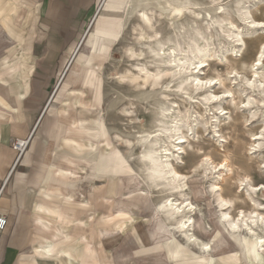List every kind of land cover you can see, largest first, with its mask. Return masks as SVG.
Returning a JSON list of instances; mask_svg holds the SVG:
<instances>
[{
	"label": "crops",
	"instance_id": "1",
	"mask_svg": "<svg viewBox=\"0 0 264 264\" xmlns=\"http://www.w3.org/2000/svg\"><path fill=\"white\" fill-rule=\"evenodd\" d=\"M124 1L0 0V264H127L131 192H113L129 172L113 168L101 79ZM10 138L27 140L18 157Z\"/></svg>",
	"mask_w": 264,
	"mask_h": 264
},
{
	"label": "bare ground",
	"instance_id": "2",
	"mask_svg": "<svg viewBox=\"0 0 264 264\" xmlns=\"http://www.w3.org/2000/svg\"><path fill=\"white\" fill-rule=\"evenodd\" d=\"M249 1L226 2L229 7L223 9L224 0L211 5L206 2L200 4L199 0L198 3L196 0H127L123 5V17L119 20L115 40L119 42L135 20H139L150 32L140 27L141 33L136 39L139 48L128 46L125 51L128 59L132 62L135 60L136 63L124 68L117 76L116 82L124 84L125 81H138L140 87L128 86L124 88L125 90H119L116 87H108L105 81L102 89V111L105 119L111 114L122 112L126 118L135 120L133 108L136 104L148 109L152 124L141 131L125 129L106 122L108 128L106 129L114 137L115 142L124 145V155L117 149L114 150L119 161L113 168H118L119 172H128V169L132 172L130 162L133 161L136 177L151 191L156 200L155 208L162 215L167 227L181 234L188 244H195L206 252L211 248L209 244L192 232L196 206L187 192L189 188L186 182L187 173L176 169L175 166L182 165L184 159L182 155L188 154L187 147L198 148L192 142L196 139L198 130L204 133L210 128L209 133L216 140L218 150L224 153L223 158L215 163L208 155L203 154L199 161H194L190 165L188 173L194 172L199 164L202 166V172L208 171L213 180L209 189L215 197L214 201L219 208L221 219L232 233L239 236L246 258L251 252H248L247 246L250 242L252 244L250 262L264 264V201L259 198L260 193L264 196V182L253 183L246 174L233 177L232 165L224 144L226 138L220 133L224 125H231L228 115L230 108L222 105V102L229 98L233 99L234 95L238 94L234 111L242 112L240 130L248 134L246 154L250 156L249 158L256 159L255 164L264 176V157L259 158L264 153V19L250 15L249 6H245ZM251 1H256L254 2L256 9L264 11V0ZM210 12L216 13L217 16L212 17ZM189 13L193 16L188 15ZM156 15L167 17L174 42L169 44L167 42H171L172 39H168L167 42L160 40L159 31L154 27ZM197 17L206 22L204 26L206 30L196 24ZM232 18L242 24H236ZM215 25L216 34H222L224 37L217 39L220 41L217 48L208 41L216 35L210 30L211 26ZM178 30L190 32L191 36L185 42V49L179 47L181 45ZM204 31L209 33L206 34ZM254 38L258 40L255 55L246 64L242 61L245 39ZM201 39L204 40L202 41L204 44L200 43ZM219 51L221 55L218 54ZM161 56H164L163 63L167 65L166 71L160 68L152 69L154 68H151L152 65L148 67L149 58L156 59ZM215 58L218 59L219 65L223 63L224 58L234 63H226L228 68L225 73L229 83L235 86L242 72L241 67L247 66L248 72L244 80H240L242 84L238 87L241 85L242 89L233 92L230 86L223 91H214L220 82L219 75L199 76L197 69L200 71L203 70V65L207 68L210 63H216ZM164 73L168 76L162 81ZM172 79H176L173 85L170 84ZM187 87L191 88L190 92L186 91ZM200 90L202 92L198 93ZM194 93L199 96V100H196L198 102L195 103H200L207 113L205 119L199 120L202 115L198 114L199 111L194 106L185 107L183 113L179 110L178 100L181 99L191 105L196 98ZM166 100L170 101L168 105L164 104ZM102 127L106 135L107 132L104 126ZM165 137L168 140H165ZM226 179H234L236 183L235 195L230 197L222 196L220 193L222 190L220 183ZM243 197L247 201V209L235 206V201H240ZM235 207L237 213L232 215L229 209ZM199 257L204 262L208 261L207 257ZM213 259H210L212 263L215 262Z\"/></svg>",
	"mask_w": 264,
	"mask_h": 264
},
{
	"label": "rangeland",
	"instance_id": "3",
	"mask_svg": "<svg viewBox=\"0 0 264 264\" xmlns=\"http://www.w3.org/2000/svg\"><path fill=\"white\" fill-rule=\"evenodd\" d=\"M7 1H11V3H14L15 5L14 0H7ZM126 1L127 0H125L123 4L126 3ZM222 1L223 0H199V3L202 4L206 2L207 4L210 3L211 5V4H215L216 2H222ZM235 1L236 0H224L225 4L223 3V5L225 6H223V9H227L229 7L227 6L228 3L226 2L234 3ZM196 2L198 3V0H196ZM254 2L256 3V1L250 0L245 5V6H249L248 11L250 10L249 11L250 15L254 18L264 19V11L256 9L255 8L256 4ZM202 13L205 14L206 12L202 11ZM210 13L212 17L217 16L216 13L213 12ZM188 15L193 16V14L191 13H189ZM119 16L121 18L123 17V7H122V11L119 13ZM154 20H155L154 27L159 31L158 37L160 38V40L163 42H167L168 39L170 40L172 39L171 42L168 41L167 43L170 44L174 42L173 41L174 37L171 34L169 21L167 17L166 16L158 17L156 15ZM209 20L210 19L208 17V21ZM232 20H234L236 24H242L240 21L237 22L235 18H232ZM196 24L198 26L203 27V29L206 30L204 28L206 22H203L201 18L197 17ZM140 27H143L145 28L146 31L150 32V30H148L139 20H135L133 21V26H131L124 33L122 39L119 42L115 40L116 38L113 40L115 44L113 45V47L110 48L109 53L105 55L106 64L102 66L103 70L101 74L103 76L101 77V79H102L103 87L105 81L107 82L108 87L110 88L116 87L119 90H125L124 88L128 86L134 88L140 87L138 81L137 82L125 81L124 84H118L116 82L117 76L120 75L121 71L124 68L130 65L132 66L136 63L135 60H133L132 62V60L128 59V56L126 55L125 51L128 46H133L135 49L139 48V44L137 43L136 39L138 34L141 33ZM216 29H217V25H215V27L211 26L210 30L216 34ZM7 32H8L7 29L3 28L0 25L1 54H3L6 50H8L5 49V47L11 40V38L7 35ZM177 32L179 34V42L181 45L179 47L180 49H185L186 46L185 42L188 39V37L191 36L189 34L190 32L189 31L182 32L181 30H178ZM208 33L209 32L207 31L206 34ZM222 38H224L222 34H216L212 38V40H208V41L210 43L212 42L213 43L212 46L217 48L218 43H220V41H217V39H222ZM245 40H246V44L243 51L244 55L242 61H244V63L247 64L250 61V59H252L255 55V51L258 45V40H256L255 38L245 39ZM200 41H201L200 43L204 44V42H202L204 40L201 39ZM218 54L221 55V52L219 51ZM163 57L161 56L156 59L149 58L148 63L150 65H148V67L152 65L151 68L154 67L152 69L160 68L166 71L167 65L166 63H163L164 61ZM215 60L216 63H210L209 67L207 68L203 65V70L198 71L199 76L204 77L207 75H216V74L219 75L220 82L217 85V87L214 89V91H223L230 86L233 92H235L237 89H242L241 85L240 88L238 87L239 84H242L240 83V80L243 81L248 72L247 66L246 68L241 67L242 72L239 75L240 79L238 78L237 81L238 84L235 86L234 84L229 83L225 73L226 69L228 68V66H226V63H232V64L234 63L231 60L224 58L223 63L219 65V63H217L219 62L217 61L218 59L215 58L214 62ZM235 64L238 65V63ZM65 68L63 69V72ZM167 76L168 74L164 73L161 80L162 81L165 80ZM175 82L176 79H172L170 84L173 85ZM153 87L155 88L157 86H149V88H153ZM190 89H191L190 87H187L186 91L190 92L191 91ZM197 92L201 93L202 90ZM193 95L196 96V98L193 99V103H191V105L187 104L188 102L183 101L181 99H179L180 101L178 100L179 110L181 111V113H183L185 107L194 106L197 109V111H199L198 114L202 115L199 118V120L205 119L207 113H205V110H203L204 109L203 106H201L200 103H195L198 102L196 100H199V96L196 93H194ZM237 100H238V94H235L233 99L229 98V100L227 99V101L223 100L224 102H222V105H224L225 107L229 106L230 108L228 115L230 116L229 121L231 125H224L223 126L224 128L220 130V133L223 134L226 138L224 144L227 149V156L229 157V161L232 165L233 177H236L239 174H246L251 178V181L253 183L264 182V178H263L264 176L259 172V169L255 164L256 159L249 158L250 156L246 154L248 134L244 130H240L242 128L241 126L242 112L238 113L234 111V105L237 102ZM169 103H170L169 100L164 101L165 105H168ZM133 110H134L135 120H130L126 118V116H123L122 112H118L116 114H111L110 116L107 117V119L104 118L103 121L104 124H102L107 132L106 136L110 138L109 140H111L117 146L118 148L117 150L120 153L121 152L123 153L124 145L122 143L115 142L114 137L111 136L109 130H107L108 128L106 126V122L108 124L119 125L125 129L138 130V131L149 128L152 124V118L148 116V109H146L141 104H136ZM209 132H211L210 128L204 133L198 130V133L195 137L196 139L192 140V142H194L198 148L196 149V148L187 147L188 154L187 156L185 153L182 155V157L184 158L182 165L180 166L179 164L177 165L175 164L176 165L175 167L176 169L184 173H187L188 177L186 178V182L189 187L187 192L189 194L190 200L193 201V204H195L196 206V214L194 215V227L192 228V232L199 239H202L203 241L207 242L211 248L206 252L202 250V248L197 247L195 244L194 245L188 244L181 234L175 231L173 232V230H170L167 227L163 217H161L162 215H160L158 209L155 208L156 200L154 196L152 195L149 188L142 183L141 179L136 177L134 171V164L133 161H131L130 166L133 171L131 172L130 169H128L129 174L121 175L122 177H120V179L117 181L115 186L116 188L114 189L113 192L115 199L117 197V193H118L117 190H119V188L121 190L129 189L131 192L128 197V207L130 212L128 219L127 220L119 219L115 214L116 218H118L119 221L122 223V233L120 232L119 235L121 234L123 238H125V234L131 232L130 233L131 235L129 234V237L124 244L122 254L121 252H119L120 255L118 257V261H124L127 262V264H215V262H218L219 264H255L253 263V261L250 262V260L252 259L250 258L252 252V247H251L252 244L250 242L247 243L248 252L249 251L251 252H249L248 258H246L245 255L246 252L244 251V247L242 246L239 236H236V234L232 233V231L228 229L227 224L221 219V215H219L220 213L219 208L217 207V204L214 201L215 197L214 195L211 194V191L209 189V186L213 180L210 177L208 171L202 172V166L199 164L194 172L190 174L188 173L190 165L194 161H199L203 156V154L208 155L215 163L219 162L223 158L224 153L222 152V150L221 151L218 150L219 148L215 145L216 140L212 137L211 133ZM12 139H17V138H10L9 146H11L10 141ZM165 140L168 139L165 137ZM18 156L19 154H17V157ZM261 157H264V153L263 156L261 155L259 158ZM129 175L132 177H130ZM107 180L110 183V185H113L109 174L107 175ZM220 185L222 187V190L220 191L222 196L230 197L235 195L236 183L234 179H226L224 182H221ZM176 196L178 197V195ZM259 198H261L264 201V196H262L261 193L259 194ZM244 199L245 198L243 197V199L241 198L240 201L236 200L235 206L236 207L243 206V208L247 209L248 208L247 201L246 199L245 200ZM236 207L229 209V212L232 215H236L237 213ZM220 222H222V224ZM146 235H148L150 238L149 244H148V240L146 239ZM122 243L118 246V248L122 245ZM117 249H115V251ZM199 256L207 257L208 261L204 262V260ZM212 258H214L213 259L215 261L214 263L210 261V259Z\"/></svg>",
	"mask_w": 264,
	"mask_h": 264
},
{
	"label": "built area",
	"instance_id": "4",
	"mask_svg": "<svg viewBox=\"0 0 264 264\" xmlns=\"http://www.w3.org/2000/svg\"><path fill=\"white\" fill-rule=\"evenodd\" d=\"M99 9H100V5L97 7V10H99ZM65 70H67V67L65 68ZM26 144H27V140L21 141L20 139H12L10 141L11 147L14 148L18 152L19 155L25 149ZM4 184H5V180L0 187V194H1V191L3 189ZM6 223H7V217H6L5 213L0 212V237H1V235L5 229Z\"/></svg>",
	"mask_w": 264,
	"mask_h": 264
},
{
	"label": "snow or ice",
	"instance_id": "5",
	"mask_svg": "<svg viewBox=\"0 0 264 264\" xmlns=\"http://www.w3.org/2000/svg\"><path fill=\"white\" fill-rule=\"evenodd\" d=\"M197 71H199V69H197ZM197 83H199V81H197ZM210 84H214L215 82H209ZM205 87H207V85H205ZM214 99H220L219 97H214Z\"/></svg>",
	"mask_w": 264,
	"mask_h": 264
}]
</instances>
